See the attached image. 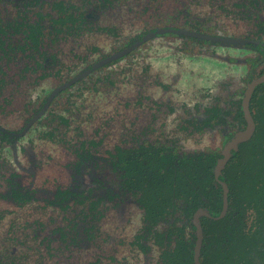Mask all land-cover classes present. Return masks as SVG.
I'll use <instances>...</instances> for the list:
<instances>
[{
	"label": "flooded vegetation",
	"instance_id": "1",
	"mask_svg": "<svg viewBox=\"0 0 264 264\" xmlns=\"http://www.w3.org/2000/svg\"><path fill=\"white\" fill-rule=\"evenodd\" d=\"M134 10L151 11L152 24L113 51L98 52L106 39L116 42L120 12ZM163 12L174 21L158 23ZM161 36L186 39L198 50L204 44L228 49L201 54L222 62L220 77L205 88L208 99L183 106L169 132L170 100L149 94L127 100L111 68ZM262 76L264 0H0V264L66 261L73 251L81 258L74 264H157L164 246H177L170 229L179 213L151 208L139 167L153 168L165 153L176 164L182 155L211 151L217 136L237 129L225 123L216 133L213 108L236 122L240 103L245 125L226 142L220 161L247 126L246 97L255 128L249 101ZM223 197L220 215L203 209L192 215L195 237L188 233L191 218L180 222L187 224L184 240L193 241L194 263L199 229L201 264L200 219L226 212L225 184Z\"/></svg>",
	"mask_w": 264,
	"mask_h": 264
},
{
	"label": "trees",
	"instance_id": "2",
	"mask_svg": "<svg viewBox=\"0 0 264 264\" xmlns=\"http://www.w3.org/2000/svg\"><path fill=\"white\" fill-rule=\"evenodd\" d=\"M249 108L255 121L253 133L231 150L219 177L216 168L221 150L245 125L240 103L233 116L236 122H226L230 115L227 110L213 108L216 133H219L218 126L225 123L230 129H237L229 130L224 138L217 136L211 151L182 155L176 164L175 155L165 153L157 156L153 168L139 167L138 176L146 182L151 208L162 205L165 213L170 208L179 213L176 219L174 216L171 219L170 229L177 246H164L157 264H195L193 241L184 240L187 224L180 225V222L191 218L188 233L195 237L192 215L197 209L220 215L224 209L223 184L227 187L225 214L219 218L203 216L199 221L204 234L201 264H264V82L252 91ZM220 139L222 142L217 145ZM154 170L159 172L156 178L148 173Z\"/></svg>",
	"mask_w": 264,
	"mask_h": 264
},
{
	"label": "rangeland",
	"instance_id": "3",
	"mask_svg": "<svg viewBox=\"0 0 264 264\" xmlns=\"http://www.w3.org/2000/svg\"><path fill=\"white\" fill-rule=\"evenodd\" d=\"M120 13L123 16L121 15V19L118 21L120 25L116 42L109 38L106 39L105 42L100 43L101 49H97L98 52H111L124 44L125 41L130 40L135 33L149 24L150 17H147V14H151V11L134 10L133 15L127 11H121ZM165 13L168 12H163L158 16L156 19L158 23H172L174 21L166 19ZM192 44L186 39L173 36L157 37L152 41L143 43L139 50L122 58L116 65L111 66L112 69H115L113 81L116 82V90L122 93L127 100L131 99L132 96L140 101L145 100L148 94L149 97H159L164 100L168 98L170 100L171 104L169 105H171V108L174 107L175 110L170 112L166 110V130L168 132L174 129L173 119L180 114V111L184 108L183 106L194 104L200 98L208 99L210 93L205 88L214 86V79L220 77L222 62L215 60L214 65L209 57L201 60L203 58L201 54L205 51L208 53L217 51L219 54L224 55L225 51L228 50L226 47L224 49L221 47L214 48V46L207 44H204L205 46L198 50L197 46ZM148 65L150 66V69H148L149 75H147L146 70ZM178 69L179 77L174 80V75L177 74ZM147 78L150 79L147 81ZM145 82H148L151 86L145 87ZM217 82L219 81L216 80ZM136 84L140 85L139 89H137ZM145 88L146 90H144ZM134 109L136 111L142 108L134 107ZM186 144L189 147L194 146L192 140L186 141ZM202 145H208L207 137L202 140ZM118 255H122L121 250ZM80 259L77 251H73L69 254V260L64 261L61 257H55L53 262L46 261L43 264H48V262L50 264H74L72 262H79ZM131 260L129 257L130 262H132Z\"/></svg>",
	"mask_w": 264,
	"mask_h": 264
},
{
	"label": "water",
	"instance_id": "4",
	"mask_svg": "<svg viewBox=\"0 0 264 264\" xmlns=\"http://www.w3.org/2000/svg\"><path fill=\"white\" fill-rule=\"evenodd\" d=\"M264 76H262L261 78H263ZM254 82L251 83V85L253 84ZM247 94H248V91H247ZM247 97L245 98V101H244V109H245V112H246V117H247V126L245 128V130H243L242 132H240L225 148L224 152H223V157L220 159V161L218 162L217 164V168H216V173L218 174L222 168V166L224 165L228 155H229V150L230 148H235L237 146V143L240 142V141H243L245 139H247L250 135H251V132L253 130V121L248 113V110H247V107H246V100ZM224 194L226 195V188H225V192ZM225 202H226V196H225ZM198 241H197V245L195 247V263L196 264H200L199 263V259H198V251H199V245H200V230L198 229Z\"/></svg>",
	"mask_w": 264,
	"mask_h": 264
}]
</instances>
